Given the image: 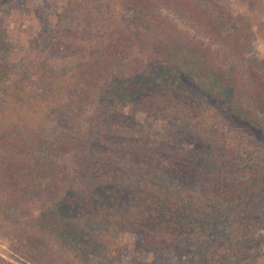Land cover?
I'll return each mask as SVG.
<instances>
[{
	"label": "trees",
	"instance_id": "1",
	"mask_svg": "<svg viewBox=\"0 0 264 264\" xmlns=\"http://www.w3.org/2000/svg\"><path fill=\"white\" fill-rule=\"evenodd\" d=\"M11 1V2H10ZM0 0V264H258L264 242V0L42 5L16 50ZM53 18V22L50 20ZM193 33V34H192ZM73 59L56 69L54 57ZM191 84L262 140L229 128Z\"/></svg>",
	"mask_w": 264,
	"mask_h": 264
},
{
	"label": "rangeland",
	"instance_id": "2",
	"mask_svg": "<svg viewBox=\"0 0 264 264\" xmlns=\"http://www.w3.org/2000/svg\"><path fill=\"white\" fill-rule=\"evenodd\" d=\"M67 1L68 0H19L15 4L14 9L8 13L6 17L7 21L3 25L6 42L8 44H13L16 50H19L40 28V20L37 15L38 9L40 10L42 5H44L52 12H55L60 6L66 4ZM228 8L234 16L246 15L248 13L247 8L238 0H229ZM50 20L52 21L53 18ZM251 35L252 43L247 51L248 60L260 71L264 72V39L257 34L255 29L252 30ZM73 63V59L60 56L54 57L51 61V64L56 69H66ZM191 85L194 95L202 99L207 107L214 111L229 128L241 135L251 136L256 141L262 140L260 132L252 130L246 123L234 117L226 103L207 95L204 90L198 88L195 84ZM252 254L258 264H264V242L254 247ZM0 257L14 262L9 250V243L1 235ZM146 262L147 256L145 252L140 249L139 244H137L136 247L125 256L123 262L120 264H145Z\"/></svg>",
	"mask_w": 264,
	"mask_h": 264
}]
</instances>
